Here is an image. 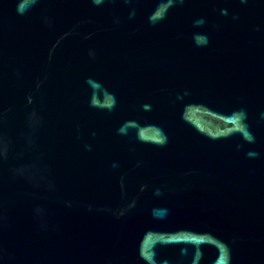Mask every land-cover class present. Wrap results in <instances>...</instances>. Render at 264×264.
Here are the masks:
<instances>
[{
	"label": "water",
	"instance_id": "95a60500",
	"mask_svg": "<svg viewBox=\"0 0 264 264\" xmlns=\"http://www.w3.org/2000/svg\"><path fill=\"white\" fill-rule=\"evenodd\" d=\"M0 264H264V0H0Z\"/></svg>",
	"mask_w": 264,
	"mask_h": 264
}]
</instances>
